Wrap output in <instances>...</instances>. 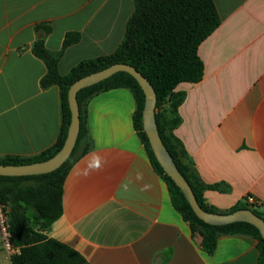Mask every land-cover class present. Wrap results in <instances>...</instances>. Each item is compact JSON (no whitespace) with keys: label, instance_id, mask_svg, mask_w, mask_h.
I'll use <instances>...</instances> for the list:
<instances>
[{"label":"crops","instance_id":"1","mask_svg":"<svg viewBox=\"0 0 264 264\" xmlns=\"http://www.w3.org/2000/svg\"><path fill=\"white\" fill-rule=\"evenodd\" d=\"M213 1L221 23L198 49L203 79L176 88L185 99L174 133L201 181L228 187L206 190L209 206L228 213L252 195L264 212V0ZM134 9L133 0H0V159L36 157L60 135L61 91L41 85L48 69L32 51L37 39L62 53L66 75L114 53ZM69 33L81 38L64 49ZM135 111L124 88L87 103L91 149L70 170L62 216L44 235L88 264H258L253 237L221 236L214 254L203 250L148 157ZM11 256L0 240V264H12Z\"/></svg>","mask_w":264,"mask_h":264},{"label":"trees","instance_id":"2","mask_svg":"<svg viewBox=\"0 0 264 264\" xmlns=\"http://www.w3.org/2000/svg\"><path fill=\"white\" fill-rule=\"evenodd\" d=\"M135 9L130 17L123 42L112 54L81 61L72 70L61 75L58 63L62 53L49 51L44 37H39L33 53L44 61L48 72L41 81L43 88L57 85L61 91L62 126L57 142L42 154L33 158L7 156L0 159L3 165H22L46 161L63 147L71 123L68 102L70 87L79 79L103 70L113 64L133 66L152 84L157 102L155 117L160 137L172 156L177 168L189 182L200 206L207 212L219 213L204 198L206 190L228 191V187L204 184L193 162L188 158L182 142L174 131L181 123L179 107L185 93L177 92L180 83H198L204 77V64L198 54L201 43L221 23L213 0H133ZM42 26H39L40 29ZM46 32L50 28H44ZM80 34L66 35L64 49L79 42ZM128 89L134 95L136 111L134 127L156 171L168 185L174 207L190 225L192 232L202 236L203 250L215 253L218 240L225 235H244L258 241L260 257L264 264V238L258 228L247 222L216 226L205 223L194 213L185 194L175 184L158 162L149 138L144 131L143 110L145 94L137 80L127 72L81 89L77 99L80 107V133L73 153L57 170L34 176H0V203L9 208L11 240L19 252L11 257L12 264H88L78 251L54 239L44 232L63 213V191L66 178L74 164L91 149L86 122L87 103L96 95L112 89ZM250 209L264 220V212L248 204H239L228 213Z\"/></svg>","mask_w":264,"mask_h":264},{"label":"water","instance_id":"3","mask_svg":"<svg viewBox=\"0 0 264 264\" xmlns=\"http://www.w3.org/2000/svg\"><path fill=\"white\" fill-rule=\"evenodd\" d=\"M119 72H127L132 75L145 94V106L143 110V126L146 132L155 157L165 170V172L172 178L175 184L185 194L190 203L194 213L197 217L205 223L222 226L229 225L236 222H247L254 225L260 231L264 238V220L256 215L250 209H241L231 213H211L205 211L199 204L189 182L177 168L172 156L164 145L157 126L155 117V108L157 96L154 87L144 75L136 68L129 64L117 63L113 64L103 70L87 75L76 81L69 89L68 102L71 110V123L67 139L62 149L52 158L30 164L22 165H3L0 164V176L8 177H22L34 176L51 173L60 168L71 156L76 146L78 136L80 133V107L78 104V92L86 87L92 86L102 82Z\"/></svg>","mask_w":264,"mask_h":264},{"label":"built area","instance_id":"4","mask_svg":"<svg viewBox=\"0 0 264 264\" xmlns=\"http://www.w3.org/2000/svg\"><path fill=\"white\" fill-rule=\"evenodd\" d=\"M245 202L253 207L259 204L258 200L252 195L247 196ZM9 227V208L0 203V240L5 252L13 256L19 252V248H16L12 243Z\"/></svg>","mask_w":264,"mask_h":264}]
</instances>
